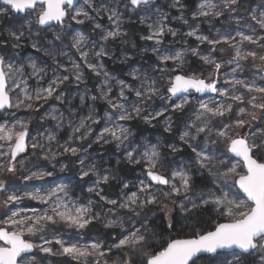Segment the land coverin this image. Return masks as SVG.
<instances>
[{
    "label": "rangeland",
    "instance_id": "obj_1",
    "mask_svg": "<svg viewBox=\"0 0 264 264\" xmlns=\"http://www.w3.org/2000/svg\"><path fill=\"white\" fill-rule=\"evenodd\" d=\"M1 1V0H0ZM202 0H158L156 3H149L147 5H140L139 7H133L130 4V0H92L93 6L96 8H101V5L106 9H114L121 16L120 28L125 33V35L119 36L115 39H109L104 41L101 36L109 30H113L115 25L108 19L110 14L109 11L102 10L99 15L96 14L89 8L84 0H79L76 7L72 8L74 12L77 9L84 8L88 11L94 20H85L83 24L76 23L70 17H67L63 26L54 25L51 28L43 29L38 24L34 22L33 16L26 13L25 15L15 14L10 7L2 6L0 4V55L4 56L6 63H11L14 67H19L23 65L22 73H15L14 78L17 82L20 80H26L28 85V91L33 93L37 88L47 87L48 82L53 79L55 75H67L62 69H58L57 65H63L66 68L71 69L70 60L79 61V54L76 49L71 47V41L77 34H83L87 43L85 50H90L89 59L92 63H99L103 65V71L109 73L112 79L109 80V85L112 91L109 93L112 99H117L119 95L120 86L117 81L123 80L126 84L132 85L133 87L140 86V79H133L129 73L133 71H138L140 78L147 75L151 79L156 81V86L160 89V95L164 98L161 99L160 96L153 97L152 100L143 103L141 106L145 111L141 114L147 115L160 111L161 109L167 108V111L163 116L152 120L151 123L145 122L140 117H135L129 121H120L125 127L131 132V136L128 141H125L123 145L119 148L116 147L115 142L104 143L103 141L97 143L95 142L96 136L105 127V120L101 119L99 124H91V121L87 123L91 125L93 131L90 136L85 140H79L74 138L69 141V136L72 135V128L69 127V121L72 123V127L79 124L81 117H86L89 113H94L97 117H104L105 112H112L109 108L107 101L100 98V89L104 81L103 75L97 76L95 73L91 72L87 68L83 69L84 79L83 82H76L72 77L57 89L54 96L48 99L47 102L43 100L35 103L33 109H28L24 105L19 108L13 107L3 112H0V124H7L11 126L17 121H24L28 124L29 140H28V151L27 154L21 159L17 160L15 164L16 171L14 173L7 172L6 170L0 171V180H3L6 185V191L0 192V221L11 215V211H17L19 209H37L39 213H43L48 210L51 206V201L48 204H42L39 201H33L25 198L17 204H9L7 207L4 205V200L6 196L12 192L17 194H22L24 192H40L42 195L47 194L50 190L56 188L58 185H67L68 197L71 200L76 201L78 204L87 205L89 201H92V212L99 213V218L93 220L97 221L103 227L107 229H114L121 232L122 235H127L129 231L139 228L144 231L145 228L149 229V225L145 222L139 221L134 218V214L127 209H119L117 206L107 204L105 201L100 200L96 192H89V188H97L96 180L97 177L89 175L81 179V172L83 170H88L91 167H95L97 173L100 176L107 175L110 177L109 182H114L116 184H121V194L120 200L125 194H130L131 192L138 191L140 186V181L143 180L145 183L149 181L146 176L145 166L138 165L134 163H129L126 159V151L131 149H136V154L138 155L142 152L145 145L158 144L160 152V171L165 176L170 177L173 171H178L184 169L192 175V187L195 185L208 184L204 173L207 174L208 180L212 183L216 179L213 175L209 174L207 169L200 168L199 164L196 163L195 153L192 152L189 143L193 146L199 144L201 147L205 148L209 153L215 154L217 157V162L220 159L228 161V164L236 163L238 158L234 157L231 153H227L224 143L212 144L211 141H215L218 138L215 135L216 127H219L221 123L232 124L235 119H230V116H234V111L237 105L234 104L233 112L226 115L223 118H215L212 120L210 126L213 127V134L205 139V135L201 134L197 137L195 141H189L185 143L180 139L181 134L185 130L186 125L190 124L192 120L195 119L197 110L199 109V104L201 101L209 102L210 104L215 102H221L224 98L220 97L218 94H206L203 97H199L197 93L191 92L190 94L169 99L170 93L167 92V87L169 86V78L181 74L185 76H196L201 79H205L206 82L209 78L216 79L218 76L217 87H225L232 89L233 85L231 83H225V81H232L233 79H241V74L244 72L246 65L244 62L246 60L239 61V68L235 73L232 72L233 68H236L235 63H228L235 56V51L229 44H218L215 45V51H212L213 46L209 45L206 41L201 42L194 36H188L186 33L192 29L197 30L198 35L207 36L209 39H218L221 36H236L237 31H242L246 35H252V28L256 29V35H264V30L260 29L254 21L251 20L253 14L259 15L264 12V0H239L238 4L233 6L236 10L234 12L224 10V5L222 0H214V2L219 5L217 10L224 11V14L219 17H198L193 18V13L198 10V5ZM190 9H193L192 11ZM237 18H239V23H237ZM77 19H83V17H77ZM32 21V23H29ZM158 21H161L165 28H171L176 32L173 36L166 31L163 37L162 43L156 44L154 40H146L142 37L148 36L150 34L149 24L153 26L156 25ZM95 24H99L101 27L96 28ZM136 24L139 28V41L140 44L137 48H133L132 44H129L128 34L130 26ZM24 31L25 35L21 39L19 48H13L12 44L15 43L8 33ZM60 32L64 39L63 42L56 41L54 39V33ZM192 39L196 43V48L191 46L188 42ZM237 41L240 39L236 37ZM6 42V43H5ZM36 43L39 47V51L32 47V44ZM261 43H264L262 41ZM248 42H243L241 47L242 52L249 50H254L258 54H264V48L257 45H253L255 48H249ZM247 45V46H246ZM100 47H103L108 55L103 57H96L92 53L99 51ZM202 47L203 56H211L217 63L221 64L219 73H216L213 66L206 64L203 60L195 61V67H185L191 66L192 62L189 55L194 57H199L200 50ZM158 48L159 52H154L153 49ZM136 49V50H135ZM191 49H196L198 55H193ZM47 50V52L45 51ZM7 51V52H6ZM61 51L67 53V55H61ZM177 51L184 52V63L176 71H172L176 67L173 62L169 61L166 65L161 64L158 60V55L160 53H175ZM50 53V54H48ZM36 61L37 65L45 68L46 75L42 73L43 79L38 80L36 77L31 75L32 69L28 66L30 61ZM108 61L111 62L113 66H121L123 68V74L115 72L108 67ZM243 68H242V66ZM83 67V65H82ZM159 68H165L166 71L160 72ZM255 74L260 79L259 82L256 80L255 83L259 86H264V61L255 60ZM187 70V72H185ZM179 71V72H178ZM254 74V75H255ZM252 75V76H254ZM249 77V76H248ZM244 80V79H243ZM245 82H253L252 80H244ZM12 79L8 80V88H13ZM23 85H21V88ZM235 89L239 92L245 94L247 99L249 94L241 86L236 85ZM106 90V88H105ZM63 93L61 100H56L55 95ZM255 94V93H254ZM9 95L13 104H15L17 98L23 99V94L20 88H16L15 91H10ZM128 96V101L126 106L131 110L133 103H140V98H137L134 92H126ZM258 95V94H255ZM96 96V100H92L91 97ZM81 97L84 99L81 100ZM187 97L189 104L185 105L182 111H173L174 105L181 103L182 98ZM230 102V101H229ZM27 103V102H26ZM246 106V105H239ZM31 114L32 116H30ZM63 114L62 126L57 128V121L51 119V115ZM39 117H38V116ZM261 113L257 110L256 123L261 122ZM182 116V117H181ZM170 117L171 131H165L166 119ZM182 120L180 124L179 120ZM137 121H144L143 124H148L151 129L158 125L166 132V136L151 133L144 136L140 135L137 137V130L134 125ZM262 123V122H261ZM248 126V125H247ZM256 124L250 126V130L255 128ZM244 128L235 129L230 134L235 136L239 134L240 136H247L252 139L251 134L244 133ZM84 130H81V133ZM194 134V129L190 130ZM137 132V133H136ZM49 133H53L56 139L51 143L46 139ZM81 133H77L79 136ZM260 134H263V130H260ZM171 136H176L177 139H171ZM65 139V140H61ZM110 139V138H109ZM36 142L43 147H38L33 149L31 144ZM66 142L69 143L71 147L78 149L76 155H72L76 159V164L73 168L63 164L62 160L67 155L63 152L60 145H64ZM3 143V142H0ZM87 144V145H86ZM81 145H85L81 147ZM175 147L177 150L172 151L169 146ZM49 149L51 151H49ZM199 150V149H198ZM0 151H7V148L0 149ZM52 153H55L53 157ZM38 156L39 161L36 160ZM231 157V159H229ZM257 158V156L255 157ZM9 157H0V163L7 165ZM258 159V158H257ZM46 160H53L50 164ZM57 160V161H55ZM60 160V161H59ZM261 160V159H258ZM83 161V163H81ZM113 165H112V162ZM264 161V160H261ZM42 162H47L48 164L42 165ZM119 163H126L131 166H140V171L137 173V177L133 179H120L115 173V166ZM221 171L226 170L225 165L217 164ZM63 169V170H61ZM72 170V172H71ZM51 172V176H45L43 179H33L25 180L24 177L31 175L32 172ZM242 163L237 167V172L243 173ZM198 177V180L196 179ZM234 179L229 177L228 183L233 185L232 195L238 196V198H244V195L240 192L237 186L234 185ZM80 180V182H79ZM219 182V181H218ZM177 185H179V179L176 180ZM103 184L100 183L97 191L103 193ZM127 184L128 187L124 188L123 185ZM213 186L215 187L214 183ZM213 187V188H214ZM157 189H162L167 191V186H156L153 185L152 191L156 192L159 196L160 192ZM211 189V188H209ZM198 189L196 192L192 191L189 195L194 193L207 192L209 190ZM201 190V191H199ZM217 191H219L217 189ZM62 195V194H61ZM106 196V195H104ZM107 197V196H106ZM66 198V199H67ZM108 198V197H107ZM162 198V197H161ZM110 199V198H108ZM173 199L176 201L175 204L165 201L168 204V208L171 212L177 211L180 200L183 199L182 196H174ZM154 205H149L143 211L153 208ZM190 208L191 205L188 204ZM212 207V206H209ZM109 209H113L109 212ZM142 211V212H143ZM214 211V209H213ZM163 215H166V211L161 208ZM184 213V212H181ZM216 218H218L219 223L227 222L226 218L220 217L216 211H214ZM22 215H31L30 212L22 213ZM134 215V216H132ZM110 220H116L118 223L112 226H106ZM91 223L88 225L90 226ZM87 226V227H88ZM0 227H6L0 223ZM85 229L77 230L76 228H70L64 223H58L56 225H48L44 231L38 232L34 236L25 235V239L31 241L34 244H43L41 237L47 240H54L59 238L65 242L66 245L77 244L78 246L90 245L94 242H99L107 249L110 245H106L104 240L94 235L91 238H86ZM53 232V234H51ZM175 239H185V238H175ZM172 238L167 239L164 243L169 242ZM159 243H162L159 241ZM0 245H3L0 242ZM47 246V245H45ZM54 251L60 248V245L53 243L50 245ZM122 252L125 258L118 260V254ZM138 251V250H137ZM128 253L125 256V253ZM239 252H232L226 254V259L223 264H228L229 261H234L236 255ZM262 253L259 251H252L246 257L241 256L242 264H261L260 256ZM64 256L73 260L67 255H49L41 252L38 248L35 249L34 253L27 256V259L32 261V264H55V258L59 257V260ZM133 252L129 249H116L112 248L111 252L107 253L105 259L107 264H120L124 259H132ZM215 256V257H219ZM213 258V261L215 260ZM244 258H247L244 260ZM93 257L88 258V264H92ZM118 260V261H117ZM101 264H104L103 260ZM213 264H221L220 261H215Z\"/></svg>",
    "mask_w": 264,
    "mask_h": 264
},
{
    "label": "snow or ice",
    "instance_id": "obj_2",
    "mask_svg": "<svg viewBox=\"0 0 264 264\" xmlns=\"http://www.w3.org/2000/svg\"><path fill=\"white\" fill-rule=\"evenodd\" d=\"M239 0H222L224 10L234 12L236 9L233 7L237 5ZM5 5L10 6L11 10H15L18 13H28L33 16L34 22L40 26L49 25L51 22H56L57 25L63 26L66 17H70L78 24H83L85 20H94V17L85 11L84 8H80L72 11L74 7V0H3ZM84 3L92 8L97 15L102 10L109 11L108 19L115 25L113 30H109L101 36V39L107 41L109 39H115L119 36L125 35L120 28L121 16L114 9H106L103 5L101 8L93 6L92 0H84ZM149 0H130V4L133 6L147 5ZM179 3V0H176ZM217 5L214 0H202L198 5V10L193 13V18L198 17H219L224 14V11L217 10ZM83 17V19H77V17ZM251 20L264 30V12L259 15L253 14ZM239 23V18H237ZM32 23V21H29ZM96 28H100L99 24H95ZM150 34L142 37L146 40H154L156 44L162 43L163 37L166 31L175 36L176 32L171 28H165L161 21H158L155 26L148 25ZM252 35H246L242 31H237L236 36H221L218 39H209L207 36L198 35L196 29H192L186 35L194 36L197 40L207 42L212 45V51H215V45L224 43L229 44L235 51V56L228 63H235L236 68L232 69L235 73L239 68V61L251 58L252 60L264 61V54H258L254 50L242 52L241 47L243 42H248L264 48V35H256V29L252 28ZM9 37L15 41L12 44L13 48H19L21 46L20 41L24 37V31L8 33ZM236 37L240 39L237 41ZM54 39L56 41L63 42V35L58 31L54 33ZM6 43V42H5ZM87 39L83 34H77L71 41V47L76 49L79 54V61L70 60L71 69L64 67L63 65H57L58 69H62L67 72V75H55L53 79L48 82L47 87L37 88L33 93L28 91V85L26 80H20L17 82L14 78V74L23 72V65L14 67L11 63H6L4 56L0 55V110L10 109L13 107L19 108L24 105L28 109H33L36 102L43 100L47 102L56 93L61 84L68 81L72 77L76 82H83L84 72L83 69L87 68L97 76L103 75L104 81L100 89V98L107 101L109 108L112 112H105L104 117H97L94 113H89L86 117H81L79 124L72 127L71 121H69V127L72 128V135L69 136V141L74 138L79 140H85L92 134V127L88 124H99L101 119L105 120V127L96 136L95 142L104 143L115 142L116 147L128 141L131 136V132L127 127L120 123V121H129L135 117L142 118L145 122L151 123L152 120L163 116L167 111V108L161 109L151 114L141 115L145 109L141 106L143 103L150 101L153 97L160 96V89L156 86V81L151 79L147 75L140 78L138 71L129 73L133 79H140V86L133 87L126 84L123 80L117 81L120 86L119 95L117 99H112L109 93L112 91L109 85V80L112 79L109 73L103 71V65L99 63H92L89 59L90 50H85ZM33 48L40 50L36 43L32 44ZM47 52V50H45ZM154 52H159L158 48L153 49ZM193 55H198L196 49H191ZM50 54V53H48ZM61 55H67V53L61 51ZM96 57H103L108 55L103 47H100L99 51L92 53ZM184 52L177 51L175 53H160L158 60L161 64L166 65L169 61L173 62L176 66L172 71H176L184 63ZM201 59L206 63L213 66L216 73H219L221 64L217 63L211 56H202ZM83 65V67H82ZM28 66L32 69L31 75L38 80L43 79L41 75H46V70L43 67L37 65L36 61L32 60ZM160 72L166 71L165 68H159ZM12 79L13 88H8V80ZM218 76L216 79L209 78L206 82L205 79H201L196 76H185L176 74L169 78L167 92L170 93L168 97L177 96L179 93H190L194 90L196 93H216L220 97L224 98L221 102L213 101L209 102L201 101L199 109L196 112L195 119L188 125L180 139L185 143L189 141H195L201 134L205 135V139L213 134V127L210 126L211 122L215 118H223L226 115L233 112L234 104L237 105L236 119L232 124L221 123L219 127H216L215 135L218 138L215 141H211L212 144L224 143L227 153H231L234 157L238 158L236 163L228 164L227 160L220 159L217 162L215 154L209 153L205 148L199 144L193 146L189 143L192 152L195 153L196 163L200 168L207 169L209 174L216 177L213 181L215 187L209 189L207 192L194 193L189 195L193 191L192 187V175L190 172L180 169L173 171L171 176H165L159 170L160 165V152L158 144L145 145L142 152L136 154V149L126 151V159L129 163L145 166L146 176L149 181H140L138 191L125 194L119 201L116 199H108L106 196L101 195V191H97L100 183L107 184L110 177L107 175L100 176L95 167H91L88 170L81 172V179L88 177L90 174L97 177V188H89V192H96L100 200L105 201L107 204L117 206L119 209H127L136 216H139L141 212L149 205H156L163 208L165 211L170 212L168 204L165 201H169L173 204L176 201L174 196H182L183 201L179 203L181 212L188 213L197 209H205L208 206H212L214 211L218 213L220 217L226 218L227 222L216 223L213 230L201 232L199 230L193 231V235L187 239H172L166 247H163L160 251H149L150 238L153 234L148 228L141 231L139 228L129 231L127 235H122V238L118 242L110 245L107 249L99 242L91 243L90 245L78 246L77 244L66 245L65 242L59 238L54 240H47L41 237L43 244H34L29 240H26L25 235L34 236L38 232L44 231V229L50 225H56L58 223H64L70 228H76L77 230L86 228L93 220L99 218V213L92 212V201H89L87 205L78 204L76 201L71 200L68 197L67 185H58L56 188L50 190L47 194L42 195L40 192H24L17 194L12 192L6 196L4 205L7 207L9 204H17L25 198L39 201L42 204H48L51 201V206L48 210L42 214L37 209H19L17 211H11V215H8L6 219L0 221L6 227H0V241H3V245H0V264H32V261L27 259L33 249H39L41 252L49 255H67L73 260L78 261V264H88V258L93 257L92 264H101L103 260L104 264H107L105 257L108 252H111L112 248L116 249H129L133 254L137 250L140 251L143 257L141 264H200L202 259L207 256L209 259L223 254L221 250L238 248L241 250L240 254L236 255L234 261H229L228 264H242L241 256L244 253H250L252 251H259L262 253L260 256L261 264H264V161L258 160L257 153H264V139L261 143H256L255 140L249 139L247 136H240L239 134L233 136L230 133L235 129H242L246 125H251L253 121L258 119L257 110L262 114L261 119H264V86H259L255 81L249 83L241 79H233L232 81H225V83H231L232 89L225 87H217ZM21 85L23 87L21 88ZM239 85L249 94L248 98H245L243 92H239L235 89V86ZM16 88H20L23 94V99L17 98L15 104H13L9 95L10 91H15ZM106 88V90H105ZM126 92H134L137 98H140V103H133L131 110L128 109L126 103L128 96ZM259 95H255V94ZM63 93L55 95L56 100H61ZM84 98L81 97V100ZM92 100H96L97 97H91ZM230 101V102H229ZM27 102V103H26ZM189 104L187 97L182 98V102L175 104L173 111H182L185 105ZM246 105V106H239ZM51 119L57 121V128L62 126L64 119L63 114L51 115ZM171 118L166 119L165 131H171ZM84 130L81 133V130ZM194 129V134L190 131ZM77 133H81L76 136ZM28 124L24 121H17L15 124L8 126L7 124H0V149L7 148V151H0V157H9L7 165L0 163V171L6 170L7 172L14 173L16 171L15 164L17 156L20 153L26 151L28 144L26 143V137H28ZM110 138V139H109ZM46 139L51 143L56 139L55 134L49 133ZM33 149L43 147L36 142L31 144ZM63 152H70L72 155H76L78 149L71 147L68 142L64 145H60ZM172 151L177 149L173 146ZM199 149V150H198ZM49 151H51L49 149ZM53 157L55 153H52ZM231 159V157H229ZM83 163V161H81ZM242 163L244 171L243 173L237 172V167ZM217 164L225 165L226 170L221 171ZM63 170V169H61ZM51 172H32L31 175L25 176V180L43 179L45 176H51ZM234 179V185L238 186L239 190L244 194V198H238V196L232 195V187L228 183L229 177ZM179 179V185L176 180ZM219 181V182H218ZM167 186L168 190L157 189L160 192L158 196L156 192L152 191L153 185ZM124 188L128 185L124 184ZM217 189L219 191H217ZM6 185L3 180H0V192L6 191ZM62 194V195H61ZM162 197V198H161ZM67 198V199H66ZM190 204L191 207H187ZM112 212L113 209H109ZM30 212L31 215H22V213ZM118 223L116 220H110L106 226H112ZM169 228H173L174 224L170 221ZM53 243L60 245V248L56 251L50 246ZM47 245V246H45ZM128 253H125L127 256ZM120 264H133L131 259H124Z\"/></svg>",
    "mask_w": 264,
    "mask_h": 264
},
{
    "label": "trees",
    "instance_id": "obj_3",
    "mask_svg": "<svg viewBox=\"0 0 264 264\" xmlns=\"http://www.w3.org/2000/svg\"><path fill=\"white\" fill-rule=\"evenodd\" d=\"M191 11L193 9H190ZM139 28L137 27L136 24H132L130 26V30H129V34L128 36V40L129 44L131 43L133 48H137L140 44L139 41ZM191 46H193V44L195 43V41H193L192 39H189L188 41ZM138 45V46H137ZM196 45V43L194 44V46ZM193 46V47H194ZM247 46V45H246ZM249 48H254L253 45L248 44ZM196 48V46L194 47ZM202 47L199 48L200 50V56L199 57H194L192 55L188 54V57L190 58L192 64L191 66H185V67H195L197 68V66H194L195 61L198 60H202L201 57L203 56V51H202ZM255 49V48H254ZM136 50V49H135ZM7 52V51H6ZM264 53V52H263ZM244 64L246 65L244 69V72L240 75L241 76V80H256L257 82L260 81V79H258V77L255 74V60H252L251 58L248 59L247 62H244ZM108 67L111 68V70L115 71V72H119V74H123V68L121 66H113L111 65V62L108 61ZM179 72V71H178ZM185 72H187V70H185ZM255 74V75H254ZM254 75V76H252ZM249 76V77H248ZM259 95V94H258ZM30 116H32L31 114H29ZM38 116V115H37ZM39 117V116H38ZM182 117V116H181ZM230 119H236V111H234V116H230ZM182 120H179L177 122H179L180 124L182 123ZM261 122L256 123V121H253L251 123L250 126H252L253 124H256L255 128H252L250 130V126L246 125L245 129H244V133L246 132L247 135L250 133L252 140H255L256 143H261L262 139H264V120H260ZM145 123L144 121H137L134 125L136 130H137V137H140V135L144 136L146 134H151V133H156V134H160L161 136L164 135L166 136V132H163V129L161 127H159L158 125L154 126L153 128H149L148 124H143ZM260 130H263V134H260ZM171 139H177L176 136H171ZM61 140H65L62 139ZM87 145V144H86ZM85 145H81V147H84ZM257 158L264 160V153H257ZM37 161H39L38 156L35 157ZM49 164L52 162L53 160H46ZM57 161V160H55ZM60 161V160H59ZM47 162H42V165L48 164ZM112 162V161H111ZM62 163L67 164L68 167L73 168L74 165L76 164V159L73 158V156L69 153H67V155L63 158ZM113 165V162H112ZM140 166H131L129 164L126 163H119L116 164L115 166V173L116 175L120 178V179H133L137 177V173L138 171H140ZM72 172V170H71ZM204 177L206 178L208 184H204V185H195L193 187V191L196 192L198 189H202L205 190L206 188H213V183L208 180L207 174L204 173ZM196 179L198 180V177H196ZM80 182V180H79ZM121 184H116L114 182H108L107 184H103V193L104 195H106L108 198L110 199H119L120 198V194H121ZM201 191V190H199ZM183 199L180 200V202H182ZM188 207V204H187ZM177 211L175 212H167L166 211V215L164 216L163 213L161 212V207H158L156 205L153 206V208H150L149 210L143 211L141 212V214L139 216H134V218H136L139 221L145 222L147 223L150 227L149 230L151 231V233L153 234V237L150 238V249L149 251H160L162 250L163 247H166L167 243H164V241H166L167 239H175V238H190L193 235V231L195 230H199L201 232L204 231H210L213 230L215 227V224L218 223V218H216V215L214 214L213 208L212 207H207L205 209H197V210H193L191 212L188 213H181V210L179 208V206L177 207ZM172 222L174 224L173 228H169V222ZM51 234H53V232H51ZM94 235L101 237L104 240V243L106 245L109 244H114L116 242H118V240L121 238V232L114 230V229H107L105 227H103L100 223H98L97 221L95 222H91V225L86 227L85 229V236L86 238H91ZM162 242V243H159ZM120 253L117 255L118 256V260L125 258L124 255L122 254L121 251H119ZM134 258L132 259L133 264H141V261L143 259V257L140 254V251H136L135 254H133ZM243 257H246L245 255H243ZM213 258H208V257H204L202 259V261L200 262V264H213L215 261H220L221 264L224 263V260L227 258L226 254H221L219 257H215V260L213 261ZM247 258H244V260ZM117 260V261H118ZM55 264H78L77 262L72 261L70 258L64 256L63 258H61V260H59V257L55 258Z\"/></svg>",
    "mask_w": 264,
    "mask_h": 264
},
{
    "label": "water",
    "instance_id": "obj_4",
    "mask_svg": "<svg viewBox=\"0 0 264 264\" xmlns=\"http://www.w3.org/2000/svg\"><path fill=\"white\" fill-rule=\"evenodd\" d=\"M158 0H149V3H156ZM78 2H79V0H74V7H76L77 6V4H78ZM148 3V4H149ZM0 4L2 5V6H6V7H10V6H8V5H5L4 3H3V0H1L0 1ZM133 6V5H132ZM133 7H139V6H133ZM15 14H21V15H24V14H26V12L25 13H18V12H16L15 10H12ZM66 19H67V17H66ZM65 19V20H66ZM54 25H57L56 24V22H51V26H49V25H45V26H40L41 28H43V29H47V28H51L52 26H54ZM181 75V74H180ZM218 85V84H217ZM191 92H193V93H196L194 90H192ZM190 92V93H191ZM190 93H179V94H177V96H174L173 98L175 99V98H179V97H183V96H186V95H188V94H190ZM215 94V93H210V92H205V93H197L198 94V96L199 97H203V96H205L206 94ZM5 110H8V109H3V110H0V112H3V111H5ZM29 133V132H28ZM28 140H29V135H28V137H26V143L28 144ZM27 151H28V147L26 148V151L25 152H23V153H20L18 156H17V158H16V161L19 159V158H21L22 156H24L26 153H27ZM16 161H14L13 163H15ZM246 171V170H245ZM149 179V178H148ZM155 185V184H154ZM157 186H163V185H157ZM163 187H165V186H163ZM238 187V186H237ZM239 189V188H238ZM240 192L242 193V191L240 190ZM243 194V193H242ZM244 195V194H243ZM0 242H2L3 243V241H0ZM222 251V253H224V254H227V253H232V252H241V250L240 249H238V248H232V249H224V250H221ZM34 253V249H33V251L30 253V254H28V255H31V254H33ZM251 253V252H250ZM250 253H244L243 255H248V254H250ZM205 257H207V256H205ZM215 257V256H214Z\"/></svg>",
    "mask_w": 264,
    "mask_h": 264
},
{
    "label": "flooded vegetation",
    "instance_id": "obj_5",
    "mask_svg": "<svg viewBox=\"0 0 264 264\" xmlns=\"http://www.w3.org/2000/svg\"><path fill=\"white\" fill-rule=\"evenodd\" d=\"M73 8H74V7H73ZM19 15H21V14H19ZM24 15H25V14H24ZM26 154H27V153H26ZM26 154H25V155H26ZM25 155H24V156H25ZM24 156H22V157H24ZM22 157H21V158H22ZM21 158H19V159H21ZM19 159H18V160H19ZM156 186H157V185H156ZM2 244H3V243H2ZM34 251H35V249H34ZM245 256H246V255H245Z\"/></svg>",
    "mask_w": 264,
    "mask_h": 264
}]
</instances>
